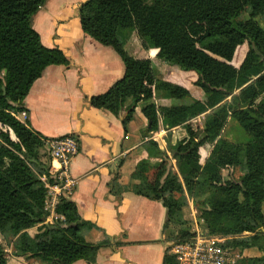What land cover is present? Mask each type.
<instances>
[{"label": "trees", "instance_id": "trees-1", "mask_svg": "<svg viewBox=\"0 0 264 264\" xmlns=\"http://www.w3.org/2000/svg\"><path fill=\"white\" fill-rule=\"evenodd\" d=\"M46 2L0 0V40L15 46L21 63L18 98L10 90L11 67L5 73L0 69V233L16 255L43 264H72L78 259L93 264L98 250L111 238L88 241L91 223L64 195L56 206L63 218L47 221L48 190L42 177L53 178L51 157L45 160L41 150L48 137L34 129L29 119L22 121L15 115L25 109V97L47 66L69 63L64 51L45 46L34 28V17ZM263 12L264 0H149L135 10L129 0H87L79 10L84 31L114 48L125 64L123 77L105 92L87 98L92 106L117 116H122L126 106L125 131L136 106L145 103L148 157L137 168L145 188L165 204L168 222L179 225L175 241L192 236L184 215L192 199L205 210L228 218L209 225L213 233L227 237L225 245L262 250V255L248 257L247 264H264V211L259 204L264 201V26L257 19ZM127 28L137 30L146 46H157L167 62L195 71L197 85L214 96L208 108L188 88L156 76L150 58L131 55L123 40ZM234 54L240 55L239 68L232 63ZM161 95L185 100L158 104L155 99ZM195 107L209 110L202 125L192 123ZM231 118L248 132L247 141L223 135ZM161 125L168 129L166 149L152 137ZM175 126L184 127L187 134L173 142L170 136ZM205 144L212 145V157L203 162L200 148ZM171 159L188 170L174 171ZM225 168L241 173L226 180ZM7 261L0 241V264ZM164 264H176L172 254L167 253Z\"/></svg>", "mask_w": 264, "mask_h": 264}, {"label": "crops", "instance_id": "crops-1", "mask_svg": "<svg viewBox=\"0 0 264 264\" xmlns=\"http://www.w3.org/2000/svg\"><path fill=\"white\" fill-rule=\"evenodd\" d=\"M86 1L47 0L35 15L33 25L42 43L62 49L69 63L47 66L33 82L23 101L26 116L32 127L48 139L72 134L78 142V152L71 157L69 167L76 183L71 192L58 188L59 200L64 195L74 201L82 218L91 223L86 234L88 241L97 243L111 238L108 245L98 250L93 264H164L167 253L171 254L169 245L173 242L170 241L173 230L168 233V229L176 224L168 222L165 204L156 198L153 190L145 188L137 168V163L148 157L144 146L148 139L145 134L148 119L142 112L145 103L141 101L136 106L127 131L122 122L126 106L122 116H117L90 104L87 97L105 92L123 77L125 64L114 48L100 43L82 28L79 10ZM129 1L135 10L149 0ZM134 57L150 58L152 66L157 58L156 76L191 89L185 79L189 72L163 57L158 58L155 51L148 50L147 55ZM7 66L13 71L10 90L18 98L17 86L21 81L19 52L9 41L2 39V73ZM191 74L196 80L197 75ZM191 94L199 98L198 94ZM155 100L158 104H171L165 98ZM19 119L24 121L21 117ZM162 132L168 134L163 125L159 132L152 133V137L164 148L158 138L165 139ZM211 157L210 153L205 161ZM176 167L173 170L181 174L188 170L186 165ZM257 199H261L260 193ZM236 250L242 254L239 264H247L248 257L262 255V250L256 246ZM14 257L8 259L7 264H31L25 255ZM72 264L89 263L78 259Z\"/></svg>", "mask_w": 264, "mask_h": 264}, {"label": "rangeland", "instance_id": "rangeland-1", "mask_svg": "<svg viewBox=\"0 0 264 264\" xmlns=\"http://www.w3.org/2000/svg\"><path fill=\"white\" fill-rule=\"evenodd\" d=\"M257 19L262 24V26H264V16H262L261 18L259 16V17H257ZM244 21H247V20H244ZM123 40L125 42V46H126L127 50L130 53L134 54V56L138 57V56L147 55L148 50H151V51L153 50L156 52V56L158 58H162V55L160 53V49L157 46H146L144 44L143 39L139 36L137 30H135L133 28H127V29L123 30ZM245 46L247 47L248 45L245 43ZM239 57H240V55L236 56V54H234V57L232 60V63L235 66H237L238 68H239V66L236 64V62L239 61L238 60ZM157 60L158 59L155 58L153 61V67H154L155 72L158 71V61ZM6 69H5L4 73L6 72ZM183 71H186V70H183ZM188 72L189 73L185 75V79H186V83L190 84V86H191L190 91L192 93L198 94V97H199L198 99H200L202 101V106L205 108H208V106L213 102L214 96L207 94L204 91L196 93V91L198 89H201L200 86H198L196 83L197 78H198V74L195 71H193V72L188 71ZM191 73H195V75H197L196 80H193L194 74H191ZM164 98L167 99V101H166L167 103H178L180 101L185 100V99L181 100L180 98H176V97H172V96H169V97H166L164 95L159 96L160 100H163ZM195 110H197V107H195ZM208 111H209L208 109L203 110V111L197 110L196 116L192 119V123H194L195 125H202L204 118H205V115ZM16 114L19 115V117H21L24 121L27 119V116L22 115L21 111H17ZM159 130H157V132H159ZM171 131L172 132H171L170 137H171V140L173 142H175L179 138L186 136V134H187L185 128L182 126H175L171 129ZM162 133H163L162 135L164 136L165 139H162L161 136H159L158 138H159L160 143L166 149V146H167L166 134H167V132H166V134H164V132H162ZM11 135H12V137H15L12 132H11ZM223 135L225 137H227L231 140L237 141V142H245L249 139L248 132L244 129V127L235 118H231L228 121L227 126L223 132ZM200 149H201V154H202V161L204 162L205 159L209 158V155L212 152V145L211 144H205ZM41 152H42L43 158L45 160H47L48 156H50V151H49V148H47V145H46V147L42 148ZM170 162H171V166L176 170L177 169L176 161L174 159H171ZM240 173L241 172L239 171V169H236V168H234V169L225 168L223 170V175H224L226 180L235 179V178L239 177ZM154 174H155V172L152 173L153 176H154ZM45 178L47 179L46 176H45ZM177 195L178 194L175 193L174 196H172V197H177ZM46 198L49 199L48 203H46V201H45V206L47 207L46 209L48 211L47 221L49 220L50 222H53L54 220H56L58 218V216H60V214L57 213L56 207L54 208L53 205H50L51 195L47 196ZM259 204L264 209V201L260 200ZM184 215H185V218L190 223V233H192L191 235H194L193 231H196L197 229H199V231L202 233L209 232L211 234H216V233L212 232L209 225L214 226V225H217L218 223H223L224 221H226L228 219V218H225L226 216L217 215L213 212H210L209 210H205L204 208L200 207L196 203L192 204V203H190V200H189V203L187 204V206H185V208H184ZM171 230H173V233L170 236V237H172L170 241L174 242L176 240L175 236L177 235V232L179 230V225L176 224V225L170 226L168 229V233ZM192 238L193 237L190 236L186 239L191 240ZM0 241L4 245L7 259L13 260L15 258L14 256L16 254L13 251L12 244L9 243L7 240H5L1 233H0ZM26 257L30 260L29 263L37 264L38 261L30 258V256H26Z\"/></svg>", "mask_w": 264, "mask_h": 264}, {"label": "built area", "instance_id": "built-area-1", "mask_svg": "<svg viewBox=\"0 0 264 264\" xmlns=\"http://www.w3.org/2000/svg\"><path fill=\"white\" fill-rule=\"evenodd\" d=\"M26 116L25 109L21 111ZM17 118L19 115L15 114ZM50 151V173L53 182L44 177L47 196L51 195V203L55 208L59 201V189L71 192L76 180L69 171L71 157L78 152V142L74 135L68 134L47 140ZM59 188V189H58ZM46 203L49 199L46 198ZM47 208V207H46ZM59 218H63L60 215ZM191 240L174 241L169 245L170 253L176 264H239L242 254L237 248L227 246V237L193 231Z\"/></svg>", "mask_w": 264, "mask_h": 264}]
</instances>
